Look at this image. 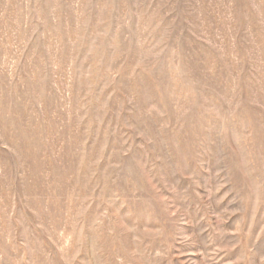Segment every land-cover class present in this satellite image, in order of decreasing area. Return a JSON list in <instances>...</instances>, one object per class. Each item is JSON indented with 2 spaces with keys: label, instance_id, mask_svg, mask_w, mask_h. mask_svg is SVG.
<instances>
[{
  "label": "rangeland",
  "instance_id": "obj_1",
  "mask_svg": "<svg viewBox=\"0 0 264 264\" xmlns=\"http://www.w3.org/2000/svg\"><path fill=\"white\" fill-rule=\"evenodd\" d=\"M0 264H264V0H0Z\"/></svg>",
  "mask_w": 264,
  "mask_h": 264
}]
</instances>
